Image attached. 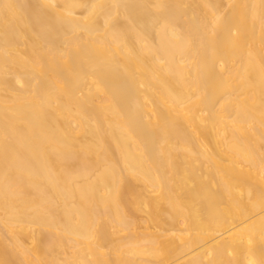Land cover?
<instances>
[{
    "label": "bare ground",
    "instance_id": "obj_1",
    "mask_svg": "<svg viewBox=\"0 0 264 264\" xmlns=\"http://www.w3.org/2000/svg\"><path fill=\"white\" fill-rule=\"evenodd\" d=\"M0 264H264V0H0Z\"/></svg>",
    "mask_w": 264,
    "mask_h": 264
}]
</instances>
